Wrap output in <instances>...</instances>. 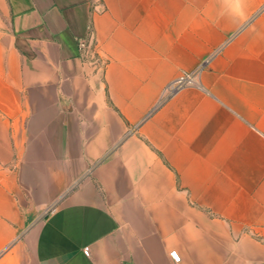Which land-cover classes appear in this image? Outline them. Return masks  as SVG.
I'll return each mask as SVG.
<instances>
[{
  "label": "crops",
  "instance_id": "1",
  "mask_svg": "<svg viewBox=\"0 0 264 264\" xmlns=\"http://www.w3.org/2000/svg\"><path fill=\"white\" fill-rule=\"evenodd\" d=\"M0 264H264V0H0Z\"/></svg>",
  "mask_w": 264,
  "mask_h": 264
},
{
  "label": "built area",
  "instance_id": "2",
  "mask_svg": "<svg viewBox=\"0 0 264 264\" xmlns=\"http://www.w3.org/2000/svg\"><path fill=\"white\" fill-rule=\"evenodd\" d=\"M175 88H176L175 85H169V87H167V89H168V91L170 93H172L173 90H175ZM170 254H171V256H172V258H173L174 261H177L178 262V261L181 260V255H180V253H179V251L177 249L170 250Z\"/></svg>",
  "mask_w": 264,
  "mask_h": 264
},
{
  "label": "clouds",
  "instance_id": "3",
  "mask_svg": "<svg viewBox=\"0 0 264 264\" xmlns=\"http://www.w3.org/2000/svg\"><path fill=\"white\" fill-rule=\"evenodd\" d=\"M237 5L239 6L240 0H236Z\"/></svg>",
  "mask_w": 264,
  "mask_h": 264
}]
</instances>
